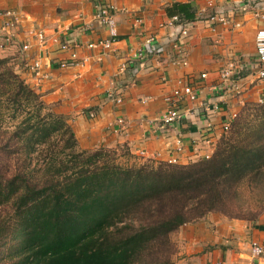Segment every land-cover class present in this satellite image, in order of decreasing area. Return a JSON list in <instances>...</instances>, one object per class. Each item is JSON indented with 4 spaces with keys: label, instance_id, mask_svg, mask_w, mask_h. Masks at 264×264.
<instances>
[{
    "label": "trees",
    "instance_id": "16d2710c",
    "mask_svg": "<svg viewBox=\"0 0 264 264\" xmlns=\"http://www.w3.org/2000/svg\"><path fill=\"white\" fill-rule=\"evenodd\" d=\"M16 64L0 56V264H174L183 225L264 211V102L245 103L208 158L122 164L119 148H80Z\"/></svg>",
    "mask_w": 264,
    "mask_h": 264
},
{
    "label": "crops",
    "instance_id": "0c3cea01",
    "mask_svg": "<svg viewBox=\"0 0 264 264\" xmlns=\"http://www.w3.org/2000/svg\"><path fill=\"white\" fill-rule=\"evenodd\" d=\"M111 3L117 39L112 50L89 48L87 44L107 36L105 27L94 19L96 2ZM174 2L188 3L195 18L187 22L189 38L185 41L186 65L172 64V42L177 36V24L170 25L166 7ZM236 0H0V10L10 8L19 13L13 27L15 43L0 49V56L14 57L16 72L33 89L43 93L55 110L67 117L78 146L123 148L139 159L187 164L211 154L223 134V122L238 113L245 103L264 100V80L257 77L255 34L264 28V18L251 13L228 11ZM213 4L227 18L240 21L231 29L223 24L209 26L201 16ZM197 16V17H196ZM1 23V17H0ZM85 25L89 29L84 30ZM43 30L45 45L34 37ZM155 37L167 49L161 57L149 56L142 64L130 61V56L144 45L146 38ZM69 40L78 44V55L84 66L71 64L59 67L69 53L60 50V43ZM27 44L29 48L22 50ZM39 59L40 74L47 78L35 83L28 69ZM235 60L241 93L228 97L216 92L221 84L220 71L228 61ZM127 63V66H123ZM136 69V71L134 70ZM201 73H206L201 78ZM189 84L197 92L194 100L183 96L176 105L183 117L161 127V116L168 110L165 97L174 89ZM113 89L122 97L117 105L104 98ZM216 103L207 117L204 107ZM94 116H90V112ZM123 123H118V119ZM177 141L181 150L177 151ZM179 258L188 264H264V252L251 256V243L264 249V212L255 220L229 218L209 213L201 220L183 225L176 235Z\"/></svg>",
    "mask_w": 264,
    "mask_h": 264
},
{
    "label": "built area",
    "instance_id": "2783aa9c",
    "mask_svg": "<svg viewBox=\"0 0 264 264\" xmlns=\"http://www.w3.org/2000/svg\"><path fill=\"white\" fill-rule=\"evenodd\" d=\"M144 1V0H142ZM214 1V0H213ZM116 7L111 3L105 2H96L95 10L93 13V17L95 20L99 21L106 29L107 36L105 38L99 39L95 42L87 44L89 48L101 47L105 51L112 50V47L117 39V26L116 21L113 16V11ZM234 11V14L237 13H251L253 17L256 19L264 18V0H236L234 5L228 8V11ZM202 18L209 23L211 28L214 27L215 24H223L228 26L231 29H236L241 26L240 21H235L227 18V15L224 14V11L217 9L212 3L210 4V8L203 12ZM0 49H4L5 47H9L13 45L15 42L14 35L12 32L13 27L19 21V13L16 9H2L0 10ZM197 17V16H196ZM170 25L177 24V36L172 42V54L170 56V60L172 64L177 65H186V47L185 41L189 38V26L190 23L186 20H181L177 15L170 16ZM84 30L89 29L88 25L83 27ZM34 37L37 40L39 45H45L46 37L43 30H37L34 33ZM29 46L27 44H23L21 46L22 50H27ZM78 44L65 40L60 43V50L67 51L69 53L68 59L60 60L58 62L59 67H67L71 64H75L79 67L84 66L85 59H81L78 55ZM255 49H256V62H257V77L259 79L264 80V28H260L256 31L255 34ZM165 53H167V49L163 43H160L155 37L149 36L146 38L144 45L137 49L131 56L130 61H133L137 64L142 65L149 56L161 57ZM123 66H127V63H124ZM28 69L35 77V83L38 84L41 80L47 78L45 74H40L39 70L41 69L39 59H34L28 65ZM136 71V69H134ZM239 69L237 62L235 60L228 61L225 67H223L220 71L221 84L219 87H216V92L219 91V94L228 97H234L241 93V88L237 84L231 85L229 89L226 85L228 82L233 81V77H238ZM201 78L206 77V73H201ZM186 96L191 100H194L197 97V92L193 89V87L189 84L182 86L180 89H174L169 95H167L164 99L169 105L168 110L161 116V127L165 128L175 121L179 120L183 117V112L180 111L178 105L176 103L178 100ZM104 98L114 104L119 105L122 102V97L119 93H116L113 89L106 91ZM264 102L263 99H260L257 103ZM219 106L214 103L212 106L204 107L205 113L207 117H210L214 110H218ZM237 114V113H236ZM236 114L227 118L226 121L223 122V133L228 130L230 120L236 116ZM90 116H94V112H90ZM118 123L122 124L123 119H118ZM178 147L177 151L181 150L180 142L177 141ZM210 154L204 155L203 158H208ZM170 163H176V158H170L168 160ZM264 249L257 242L251 243V256H259L262 255ZM239 264H250L249 261H243Z\"/></svg>",
    "mask_w": 264,
    "mask_h": 264
},
{
    "label": "rangeland",
    "instance_id": "374dc122",
    "mask_svg": "<svg viewBox=\"0 0 264 264\" xmlns=\"http://www.w3.org/2000/svg\"><path fill=\"white\" fill-rule=\"evenodd\" d=\"M5 48H8V47H5ZM4 48V49H5ZM1 57H4V56H2L1 55ZM16 63H18V61L16 60ZM17 65V64H16ZM35 90V89H34ZM36 92H38V93H40L41 95H42V99L44 98V95H43V93L42 92H40V91H37V90H35ZM45 101V100H44ZM46 102V101H45ZM47 104H49L54 110H55V106L54 105H52L51 103H48V102H46ZM56 111V110H55ZM57 112V111H56ZM66 120H67V117H66ZM68 122V121H67ZM102 147V146H101ZM96 148H98V147H96ZM106 148H108V147H106ZM111 149H115V148H111ZM117 159H118V161L119 162H122V164H130V163H132V162H134L135 161V159L133 158V157H131V156H129V154H128V152L125 150V149H123V148H119L118 149V151H117ZM177 161V160H176ZM168 162V161H167ZM177 163V162H176ZM241 196L243 197V199L244 200H246L247 201V204H246V206L247 207H250L251 209H256L257 208V206H256V203H257V201L258 200H256L255 199V196H252V195H250V192L248 191V190H244L243 192H242V194H241ZM249 201V202H248ZM264 212V211H263ZM262 212V213H263ZM261 213V214H262ZM220 214V213H219ZM260 214V215H261ZM222 215V214H221ZM259 215V216H260ZM258 216V217H259ZM257 217V218H258ZM256 218V219H257ZM175 238H176V236H175ZM177 241V240H176ZM177 246H178V252H177V254L175 255V257H174V264H188L185 260H183V259H180L179 258V251H180V249H179V244H178V242H177Z\"/></svg>",
    "mask_w": 264,
    "mask_h": 264
}]
</instances>
